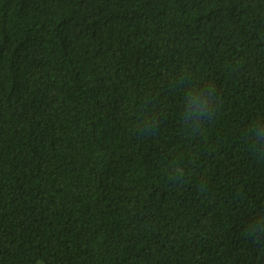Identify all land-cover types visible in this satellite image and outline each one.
I'll return each instance as SVG.
<instances>
[{"label":"trees","instance_id":"obj_1","mask_svg":"<svg viewBox=\"0 0 264 264\" xmlns=\"http://www.w3.org/2000/svg\"><path fill=\"white\" fill-rule=\"evenodd\" d=\"M0 264H264V0H0Z\"/></svg>","mask_w":264,"mask_h":264},{"label":"clouds","instance_id":"obj_2","mask_svg":"<svg viewBox=\"0 0 264 264\" xmlns=\"http://www.w3.org/2000/svg\"><path fill=\"white\" fill-rule=\"evenodd\" d=\"M197 100H199V97H197ZM200 108H201V109L205 108V105H204L203 103H200ZM207 114H208V112L205 113V115H207ZM200 117H201V116H200L199 111H198V112L196 113V120H197V122H198V120H199ZM257 135H258V137L261 136L260 133H258Z\"/></svg>","mask_w":264,"mask_h":264}]
</instances>
